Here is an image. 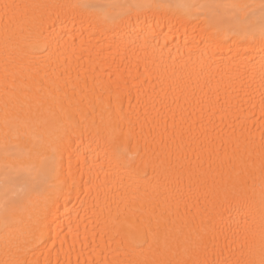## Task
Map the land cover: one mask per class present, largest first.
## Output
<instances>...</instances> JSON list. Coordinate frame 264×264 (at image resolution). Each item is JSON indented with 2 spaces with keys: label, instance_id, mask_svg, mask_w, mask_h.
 Here are the masks:
<instances>
[{
  "label": "bare ground",
  "instance_id": "bare-ground-1",
  "mask_svg": "<svg viewBox=\"0 0 264 264\" xmlns=\"http://www.w3.org/2000/svg\"><path fill=\"white\" fill-rule=\"evenodd\" d=\"M264 0H0V264H259Z\"/></svg>",
  "mask_w": 264,
  "mask_h": 264
},
{
  "label": "snow or ice",
  "instance_id": "snow-or-ice-1",
  "mask_svg": "<svg viewBox=\"0 0 264 264\" xmlns=\"http://www.w3.org/2000/svg\"><path fill=\"white\" fill-rule=\"evenodd\" d=\"M252 264H255V262H252ZM259 264H264V253L261 255V259L259 260Z\"/></svg>",
  "mask_w": 264,
  "mask_h": 264
}]
</instances>
